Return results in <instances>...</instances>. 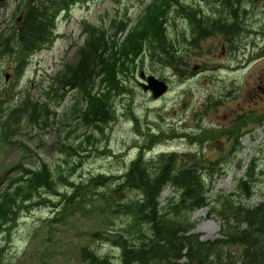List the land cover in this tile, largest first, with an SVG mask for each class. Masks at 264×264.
<instances>
[{
	"label": "rangeland",
	"instance_id": "1",
	"mask_svg": "<svg viewBox=\"0 0 264 264\" xmlns=\"http://www.w3.org/2000/svg\"><path fill=\"white\" fill-rule=\"evenodd\" d=\"M155 1L77 3L58 16L57 35L31 56L22 72L16 70L10 56L0 57V123L12 109H27L8 135L0 124V192L20 177L23 166L39 169L42 162L51 166L57 183V190H48L53 187L52 181L27 203H22L20 195L30 189L36 191L42 176L21 186L19 193L15 192L17 184L8 190L13 194L9 200L18 212L10 224L0 229V264H86L81 257L86 246L122 264V247L106 237L123 232L130 217L121 212V207H107L99 192L108 189H90L89 198L73 207L65 203V195L74 189L70 183L88 182L99 175L109 176L113 184H118L123 180L119 177L141 154L146 160L161 154L175 155L178 165L200 160L205 177L214 187L208 194L212 205L222 195L239 192L240 179L253 165L259 180L252 183L253 195L244 201L251 208L264 202V123L249 124L254 120L250 116L244 124L242 118L244 92L253 87L261 65H242L244 57L238 50H228L220 57L221 49L212 47L210 39L201 48L190 44L193 36L186 33L198 26L204 29L203 35L208 34L195 11L201 18L210 19L219 0H170L156 24L148 19L141 23L146 7ZM1 3L0 25L17 27L23 7L20 0ZM259 5L257 12L248 14L253 22L249 27L256 30L260 28L258 13L264 0ZM121 19L128 23L126 33L140 25L137 29L147 48L136 56L134 51L122 49L125 56L120 65L124 70L118 80L123 88L111 93L114 112L108 123L96 126L94 120L87 122L83 113L87 106L83 95L62 81L63 74L79 59L88 36L87 24L105 30L112 41L113 25ZM253 33L247 28L244 32L250 57H256L252 50H259L261 44L252 40ZM173 47L183 58L172 56ZM198 63L203 66L194 70ZM141 70L166 78L168 93L154 98L144 92L139 84ZM105 87L99 80L95 90ZM75 106H81V120L75 118ZM173 195L174 188H166L163 205ZM235 198L240 197L237 194ZM191 218L196 223L192 232L202 239L221 236L223 220L210 213V206L193 212Z\"/></svg>",
	"mask_w": 264,
	"mask_h": 264
},
{
	"label": "trees",
	"instance_id": "2",
	"mask_svg": "<svg viewBox=\"0 0 264 264\" xmlns=\"http://www.w3.org/2000/svg\"><path fill=\"white\" fill-rule=\"evenodd\" d=\"M88 1L20 0L24 10L21 23L13 28L0 25V57L10 56L16 70L22 72L31 56L55 38L58 16L75 4ZM166 5H170V0H156L147 6L141 23L148 19L156 24ZM137 25L126 33L128 23L121 19L118 25H113L112 41L97 25H86L88 36L79 51V59L65 69L62 81L83 95L87 102L83 110L87 122L94 120L97 126L101 122L107 124L112 117L111 93L123 88L118 80L124 70L120 65L125 56L122 49L134 51L136 56L147 48L143 47L140 30L137 29L140 25ZM114 48H120V51ZM170 53L174 58H183L174 54V49ZM160 56L164 60V56ZM113 67L114 70L110 71ZM99 80L106 87L96 91ZM74 111L75 118L81 120V106H75ZM23 112L27 109L16 107L5 115L0 124L7 135L11 128L19 124ZM12 120L17 122L12 123ZM81 127L84 126L81 124ZM94 134L91 132V135ZM200 162L191 160L178 165L175 155L161 154L146 160L141 154L119 177L123 180L118 184H113L106 175L80 184L70 183L74 189L70 195H65V203L72 207L80 205L89 198L90 189H108V192H99L107 207H121V212L130 217L129 225L123 232H113L106 237L109 242L122 247V264H264V202L251 208L244 201L253 195L252 183L259 180L253 165L240 179L239 192L222 195L212 205L208 194L214 187L205 177L202 171L205 166ZM51 171L54 172L46 162H42L39 169L23 166L20 177L0 192V229L10 224L18 212L9 200L13 198V194L8 192L13 184H17L15 192L19 193L21 186L42 176L36 191L30 189L20 195L22 203L30 202L35 192L40 195V191H45L52 181L53 187L48 190H57ZM170 186L174 188V195L163 205L162 193ZM237 194L240 197L238 200L235 198ZM207 206H210V213L218 214L223 220L221 236L216 239H202L199 233L192 232L196 226L192 213ZM93 236L96 237V234ZM81 257L86 264H117L87 246L83 247Z\"/></svg>",
	"mask_w": 264,
	"mask_h": 264
},
{
	"label": "flooded vegetation",
	"instance_id": "3",
	"mask_svg": "<svg viewBox=\"0 0 264 264\" xmlns=\"http://www.w3.org/2000/svg\"><path fill=\"white\" fill-rule=\"evenodd\" d=\"M262 1L263 0H219L216 5L217 11L215 14H211L210 19L207 17L201 18L200 12L199 14H196L199 18V22L203 23L206 26V29H208V34H206V36L203 35L204 29L200 26L193 30V32L186 33L187 35L192 34L193 36V39H189L191 45L201 48L210 39L212 47L221 49L220 57H222V55L224 56L228 50H238L240 55L244 57L241 59L242 65L246 67L256 63L261 65L260 74L255 77L253 87L244 92L245 104L242 108V113H245L242 117L244 118V124L249 121L250 116H252L254 120L249 122V124L264 123V7L261 9V12L258 13L261 14L258 19V27H260L258 30L249 27L253 22L249 20L248 16L250 12L256 11L259 8V4H261ZM248 3L252 6L247 7L246 5ZM246 28L247 30L252 29L254 31L252 34V40L255 44L261 41L260 49L257 50L255 48L252 50L254 52L256 51V57H250L247 53V51H251V49H249V43H246L247 39L244 34ZM204 39L205 42H203ZM207 50L209 51V49ZM174 51L176 52L175 49ZM176 55L183 57L179 54ZM202 66V63L195 64L194 70H198ZM143 71L144 70H141L140 72V77L142 79L139 81L140 86L141 83L147 81L142 74ZM194 73L197 74V72ZM250 77H253V75ZM162 79L168 82L166 78ZM152 93V91H148V94Z\"/></svg>",
	"mask_w": 264,
	"mask_h": 264
},
{
	"label": "water",
	"instance_id": "4",
	"mask_svg": "<svg viewBox=\"0 0 264 264\" xmlns=\"http://www.w3.org/2000/svg\"><path fill=\"white\" fill-rule=\"evenodd\" d=\"M0 1H3V0H0ZM19 21H20V18H19ZM142 74L147 79V82H144L141 84L145 92H147L148 90H152L154 98H159L168 92L169 86L167 82L156 77L155 75L146 76L144 72ZM8 78H9V75H7V79Z\"/></svg>",
	"mask_w": 264,
	"mask_h": 264
},
{
	"label": "bare ground",
	"instance_id": "5",
	"mask_svg": "<svg viewBox=\"0 0 264 264\" xmlns=\"http://www.w3.org/2000/svg\"><path fill=\"white\" fill-rule=\"evenodd\" d=\"M3 1H4V0H3ZM3 1H0V3L3 2ZM21 10H23V9L21 8ZM23 14H24V10L22 11L21 15L17 18V22H18V24L21 23L22 18H23ZM19 18H20V21H19ZM56 35H57V33H56ZM86 40H87V39H86ZM7 75H8V74H7ZM6 79H7V76H6ZM8 79H9V78H8ZM8 79H7V80H8Z\"/></svg>",
	"mask_w": 264,
	"mask_h": 264
}]
</instances>
